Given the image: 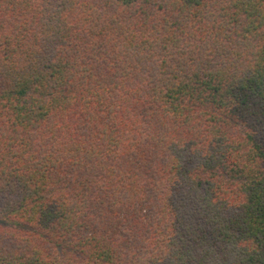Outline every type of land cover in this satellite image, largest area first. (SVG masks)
<instances>
[{
	"label": "trees",
	"instance_id": "16d2710c",
	"mask_svg": "<svg viewBox=\"0 0 264 264\" xmlns=\"http://www.w3.org/2000/svg\"><path fill=\"white\" fill-rule=\"evenodd\" d=\"M0 264H264V0H0Z\"/></svg>",
	"mask_w": 264,
	"mask_h": 264
}]
</instances>
